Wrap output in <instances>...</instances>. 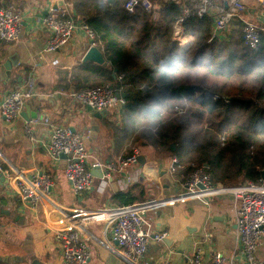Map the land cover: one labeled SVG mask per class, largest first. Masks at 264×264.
Instances as JSON below:
<instances>
[{
	"label": "built area",
	"instance_id": "built-area-1",
	"mask_svg": "<svg viewBox=\"0 0 264 264\" xmlns=\"http://www.w3.org/2000/svg\"><path fill=\"white\" fill-rule=\"evenodd\" d=\"M166 6H176L180 11L172 40L181 47L189 46L193 40L185 29L186 21L193 17H209L212 20L209 42L224 39L229 24L238 20L243 25L245 45L255 51L261 45V36L264 34V0H127L124 4L128 15L143 12L156 22ZM260 17L263 19L260 20ZM24 21L23 13L0 6V41H19ZM42 26L49 33L44 48L48 54L57 53L67 46L77 31L86 35L90 41L89 49H103L97 41L96 32L84 21L75 19L67 0H51V6L42 19ZM37 94L36 80L33 75H29L0 102L1 117L6 122H12L21 114L27 101ZM71 98L84 108H91L94 114H103V117L126 106L125 98L116 93L110 84L74 90ZM176 110L178 113L183 111L181 108ZM39 123L37 119L31 120L24 127L25 133L32 136L33 127ZM42 123L49 126L50 130L49 140L44 144L46 154L52 162L61 160L62 155L67 156L65 176L76 197L92 191L96 186L97 192L102 194L111 185L120 183L126 186L138 179L139 148H134L117 162H104L93 157L88 150L89 130L86 134L73 131L67 126L54 125L49 117L44 118ZM179 166V160L174 158L171 171L175 172ZM93 170H101L102 178L94 176ZM8 180L25 208L34 212L39 208L44 211V225L54 234L64 264H88L94 258L90 241H95L99 247L128 264H142L150 242L161 244L168 238L166 232H155L150 213L164 206L186 203L191 198L209 204L208 200L218 195L230 196L234 202L239 246L230 256L216 252L209 261L204 260L203 252L198 248L190 264H264L256 257L258 247L264 242V180L261 183L216 184L207 167L199 166L186 179L183 191L179 194L128 206L97 209L83 205L64 207L53 201L51 194L54 181L49 174H35L28 178L22 172L14 171ZM92 226L100 227L102 237H96L89 230ZM169 257H164L158 264H171Z\"/></svg>",
	"mask_w": 264,
	"mask_h": 264
},
{
	"label": "trees",
	"instance_id": "trees-1",
	"mask_svg": "<svg viewBox=\"0 0 264 264\" xmlns=\"http://www.w3.org/2000/svg\"><path fill=\"white\" fill-rule=\"evenodd\" d=\"M125 1L67 0L75 19L96 32L110 65L83 64L80 70L87 74L74 76L73 86L110 84L116 93L126 95L124 138L134 132L128 125L145 118L154 123L140 140L156 152L208 165L217 184L236 179L261 183L264 34L259 49L252 50L245 45L242 23L233 20L224 39L209 42L212 20L193 17L185 23L193 41L181 47L172 40L180 15L176 6H166L156 22L143 12L128 15ZM206 131L213 138L201 146L197 139ZM111 199L118 206L149 200L143 184L112 194Z\"/></svg>",
	"mask_w": 264,
	"mask_h": 264
},
{
	"label": "crops",
	"instance_id": "crops-1",
	"mask_svg": "<svg viewBox=\"0 0 264 264\" xmlns=\"http://www.w3.org/2000/svg\"><path fill=\"white\" fill-rule=\"evenodd\" d=\"M0 6L12 8L25 16L21 39L13 43L0 41V102L29 75L34 76L38 93L27 101L21 114L12 122H6L0 115V264H6L4 260L9 264H33L36 260L42 264H63L56 238L44 225V211L39 208L34 212L25 208L9 185V176L14 171L22 172L28 178L43 173L51 175L55 182V171L65 170L64 159L52 162L46 154L44 144L50 136L49 126L42 123L46 117L54 125L75 128L86 134L89 130L90 154L104 162H117L128 155L121 147L126 140L123 133L119 128L118 133L116 130L113 132V123L121 125L118 120L124 109L96 120L93 112L71 98L72 91L80 90L73 86L74 76L87 74L81 72L80 66L85 64L83 58L90 41L82 31H77L71 42L59 52L48 54L44 51L49 33L42 26V19L51 6V0H0ZM256 19L259 22V17ZM100 50L104 54V49ZM11 61L17 66H12L11 75H7L2 67ZM33 119L41 123L33 127L32 136H29L24 127ZM123 138L125 140L121 142ZM142 146L144 149H139L144 163L139 161L137 165L140 175L135 182L126 186L120 183L111 185L102 194L97 192L96 186L92 191L75 197L76 202L65 207L83 205L97 209L118 206L113 203L111 195L138 184L147 187L149 200L181 193L187 175L171 171L175 157L160 154L150 145ZM1 174L6 177L5 181H2ZM57 196L61 197L59 193ZM208 202L205 204L191 198L186 203L164 206L150 213L155 232H166L168 238L161 244L150 242L142 264H158L167 256H170L171 264H190L198 248L206 261L211 260L216 252L230 256L239 246L234 202L227 195L214 196ZM89 230L96 237H102L100 227L93 226ZM90 245L94 258L88 264H128L99 247L95 241H90ZM256 257L264 263V242L258 247Z\"/></svg>",
	"mask_w": 264,
	"mask_h": 264
},
{
	"label": "rangeland",
	"instance_id": "rangeland-1",
	"mask_svg": "<svg viewBox=\"0 0 264 264\" xmlns=\"http://www.w3.org/2000/svg\"><path fill=\"white\" fill-rule=\"evenodd\" d=\"M127 1V0H126ZM125 1V2H126ZM34 2V0H33ZM35 4V3H34ZM28 9V8H27ZM83 88H86V87H91V86H94L93 82H91L90 84H83ZM123 114H124V110L123 112L120 114V120H118V122L120 121V124L122 122V124L117 126L116 125V122L113 123L115 128L113 129V132H116L118 133V128L120 130H122L123 128H125V124L123 123L122 119H123ZM117 122V123H118ZM154 122H151L150 120H146L145 118H139L138 121L133 125H128V128H130V130H134V132L130 135H125V143L123 144V146L121 147H124L123 150H124V154H129L134 148H141L142 150L144 149V147L142 146V142L140 140L142 134L144 133V131L146 129H148V127H150ZM111 124V123H110ZM117 126V127H116ZM122 127V129H121ZM113 128V127H112ZM204 130H207L204 128ZM122 132V131H121ZM198 135V134H197ZM213 138V136L211 135V133L209 132H204L203 135L201 137H199L197 139V141L202 144L201 146H204L203 143H207L209 140H211ZM206 141V142H205ZM220 142H223L224 140L223 139H219ZM223 146V145H222ZM106 147L108 148L109 145ZM194 156H198V155H195ZM180 162V161H179ZM200 165L197 163V162H190V161H185V162H180V166L178 167V169H176L180 174H187L190 175L191 172L193 171V169L199 167ZM56 173V177L54 178L55 180V187L53 188V192L51 194V199L55 202H59L61 203L62 205H72L73 202H76V196L73 192V190L71 189V186H70V183L68 182L66 176H65V170L63 169H58L55 171ZM242 181L241 180H234V181H230L228 183H223L224 184H239L241 183ZM217 184V183H216ZM58 193L60 194V198H58ZM93 227V226H92ZM18 258H16V262H17ZM12 261V260H10ZM2 261L0 260V263ZM15 262V263H16ZM4 263L6 264H9L8 260H4ZM64 264V263H63Z\"/></svg>",
	"mask_w": 264,
	"mask_h": 264
},
{
	"label": "water",
	"instance_id": "water-1",
	"mask_svg": "<svg viewBox=\"0 0 264 264\" xmlns=\"http://www.w3.org/2000/svg\"><path fill=\"white\" fill-rule=\"evenodd\" d=\"M12 60V59H11ZM83 61L86 63V62H92V63H95V64H98L100 66H103V67H108V62L106 61L105 59V56L104 54L102 53V51L100 49H98L97 47H92L90 48L87 53L85 54L84 58H83ZM13 61H11V63L9 64H4V66L2 67L3 70H6V74L7 75H11L12 73V69L13 67L17 66L16 64L12 63ZM13 66V67H12ZM115 74L117 73V70H115L114 72ZM121 96L123 98H126V95L125 94H121ZM89 112H91V108H88ZM103 114L101 113H95L94 114V118L96 120H100L103 118ZM107 116V115H106ZM73 131H75V128H72ZM171 150L174 152L176 150V144H172L171 146ZM62 159L64 160H67V156L65 155H62ZM139 161L140 163H144V157H140L139 158ZM206 167H208V165H206ZM93 175L98 177V178H102V171L101 170H93L92 171ZM1 178H2V181H5L6 177L1 174ZM261 178L262 180H264V170L261 171ZM8 212H6L7 214ZM33 264H42L40 261H35Z\"/></svg>",
	"mask_w": 264,
	"mask_h": 264
}]
</instances>
